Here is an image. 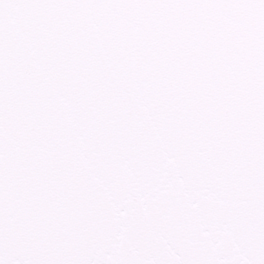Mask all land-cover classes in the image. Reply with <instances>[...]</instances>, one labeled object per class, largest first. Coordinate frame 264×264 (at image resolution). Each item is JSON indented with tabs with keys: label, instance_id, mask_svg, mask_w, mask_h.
Masks as SVG:
<instances>
[{
	"label": "snow or ice",
	"instance_id": "1",
	"mask_svg": "<svg viewBox=\"0 0 264 264\" xmlns=\"http://www.w3.org/2000/svg\"><path fill=\"white\" fill-rule=\"evenodd\" d=\"M0 264H264V0H0Z\"/></svg>",
	"mask_w": 264,
	"mask_h": 264
}]
</instances>
